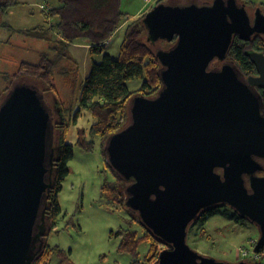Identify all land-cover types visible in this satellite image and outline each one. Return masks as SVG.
I'll return each instance as SVG.
<instances>
[{"label": "water", "instance_id": "1", "mask_svg": "<svg viewBox=\"0 0 264 264\" xmlns=\"http://www.w3.org/2000/svg\"><path fill=\"white\" fill-rule=\"evenodd\" d=\"M143 23L149 41L175 40L155 51L160 90L132 96L128 122L105 140L128 182L124 205L167 244L152 264H247L200 255L186 233L201 210L228 206L257 226L252 250L264 247V104L252 89L264 90V54L246 52L256 68L246 77L225 60L234 36L264 37V13L237 0L161 2ZM56 146L43 95L14 84L0 103V264H31L45 246Z\"/></svg>", "mask_w": 264, "mask_h": 264}, {"label": "trees", "instance_id": "2", "mask_svg": "<svg viewBox=\"0 0 264 264\" xmlns=\"http://www.w3.org/2000/svg\"><path fill=\"white\" fill-rule=\"evenodd\" d=\"M166 1L156 0L155 4ZM237 1L244 3L246 7H258L264 11V1ZM18 4V0H0V17H4L10 8ZM154 5L137 17L128 18L127 13L120 10V0H49L42 6L43 21L38 25L16 30L6 21H0V27L11 34L17 31L22 36L47 43L46 49L39 53L38 62H19L18 69L11 77L25 75L38 78V81L43 83L42 91L39 89L38 91L41 94L42 92H49L54 98H57L53 78L55 74L69 73L67 67L61 68L60 65L64 60L72 59L70 46L78 41L89 45L90 66L87 75L78 82V105L79 108L85 109L90 114L92 122L89 125L88 133L90 137L98 136L100 138L103 152L106 138L128 122L130 98L134 95L153 97L162 87L159 77L160 64L155 51L149 45L150 41L147 39L146 28L143 23L145 13ZM125 20L129 21L124 25L123 35L118 44V52L113 58L106 51L107 43ZM174 40L175 37L168 43L169 46ZM249 50L264 54V37L256 34L249 40H241L234 36L225 58L226 61L235 65L243 76L256 73L254 64L246 55ZM96 55L99 56L98 61L93 58ZM220 63V61L214 60L211 66H217ZM75 81L74 78L72 82ZM128 81H138L139 86L130 90L127 85ZM9 89L5 88L3 94ZM260 94L264 104V91ZM60 116V122L54 126L58 133L56 160L53 162L54 181L46 195L45 213L50 231L60 212L57 194L61 189V182L69 172L68 162L73 157L72 144L64 139L70 126L64 121L63 113L60 112ZM93 143L92 139L86 140L83 136L76 140V144L84 151L93 150ZM104 160L106 161L105 156ZM261 162L263 165L261 174L264 175V161ZM113 173L116 177L115 180L103 183L101 193L114 203L125 207L124 189L128 182L118 177L114 171ZM224 209H229L230 217L239 220V223L248 221L241 218L228 206H224ZM129 211L132 213V220H136V212ZM216 211L217 208L201 210L197 219L192 223L203 225L205 219L215 214ZM117 234L120 235L117 249L130 254L132 258L130 264H152L156 261L159 252L167 248V244L143 225L139 233L137 230L126 228L120 229ZM142 242H148L149 246L146 253L140 258L137 247ZM52 256L58 258L59 261L56 264H73L68 257V251L56 246H49L47 243H45L43 250L36 254L31 264H49ZM245 261L249 264H264V262L252 258Z\"/></svg>", "mask_w": 264, "mask_h": 264}, {"label": "rangeland", "instance_id": "3", "mask_svg": "<svg viewBox=\"0 0 264 264\" xmlns=\"http://www.w3.org/2000/svg\"><path fill=\"white\" fill-rule=\"evenodd\" d=\"M19 1L20 3L10 8L4 17H0V21H6L16 30L42 23V6L49 0ZM155 1L120 0V10L127 13L128 18L137 17L154 5ZM204 1L211 0H167L166 3L200 4ZM246 8L252 17L256 7ZM128 21L125 20L116 29L106 47L107 53L113 58L117 55L124 25ZM168 43L157 40L150 41L149 45L156 51L169 48ZM46 47L47 43L42 40L22 36L17 31L11 34L0 27V103L7 93L3 94L5 88H10L16 83H27L42 91L43 83L39 82L38 78L11 75L16 72L21 61L38 62L39 53ZM70 53L72 59H66L60 65L61 68L67 67L69 73L64 75L54 73L57 98L50 93L42 92L44 101L53 111V134L55 119L60 117L61 112L64 121L70 126L64 139L72 144L73 149V157L68 162L69 172L61 182V189L57 194L60 212L46 236V243L68 251V257L73 264H130L132 260L130 254L117 249L120 242V235L117 233L120 229L126 228L137 230L139 233L142 225L137 219L132 220V213L126 206L114 203L101 193L102 184L113 182L116 177L104 160L100 138L90 137L88 133L92 122L90 114L78 105V82L85 77L90 59L87 49L83 47H72ZM93 58L95 61L99 60L97 55ZM74 78L76 81L72 82ZM127 85L133 90L139 86V82L128 81ZM56 102L58 111L53 110ZM81 136L94 141L93 150L84 151L76 144V140ZM230 213L229 209H218L215 214L205 219L203 225L192 223L187 227V245L202 256L228 263L252 258L251 251L259 236L258 228L248 221L239 223V220L230 217ZM148 246V242L138 245L137 252L140 258L146 253ZM242 251H246L248 255H241ZM58 261L57 257L52 256L49 264H56Z\"/></svg>", "mask_w": 264, "mask_h": 264}, {"label": "flooded vegetation", "instance_id": "4", "mask_svg": "<svg viewBox=\"0 0 264 264\" xmlns=\"http://www.w3.org/2000/svg\"><path fill=\"white\" fill-rule=\"evenodd\" d=\"M261 10V9H260ZM253 14H254V10H253ZM212 63H213V61H212ZM211 63V64H212ZM221 64V63H220ZM220 64L219 65H217V66H211L212 68H216V67H219L220 66ZM256 74V73H255ZM255 74H253V75H255ZM243 77H246V76H243ZM244 79V78H243ZM252 89H256V91L258 92V94H260L262 91H264L263 89H260V88H252ZM47 93H49V92H47ZM260 96H261V94H260ZM54 97V96H53ZM56 101V100H55ZM46 103V102H45ZM46 106H47V108H48V110L50 111V115H51V118H52V120L54 119V116H53V111L51 110V108H50V106H48V104L46 103ZM57 110V102H56V104H55V106H53V110ZM58 111V110H57ZM60 114V113H59ZM59 117V116H58ZM58 117L55 119V124L57 125V123H59L60 122V120H61V116L59 117L60 119H58ZM56 125H54V126H56ZM53 131H54V128H53ZM57 136H58V133H57V130H56V128H55V134H54V138H57ZM222 208H224V206L223 207H220V208H217V210L218 209H222ZM216 209V208H215ZM212 210V209H211Z\"/></svg>", "mask_w": 264, "mask_h": 264}, {"label": "built area", "instance_id": "5", "mask_svg": "<svg viewBox=\"0 0 264 264\" xmlns=\"http://www.w3.org/2000/svg\"><path fill=\"white\" fill-rule=\"evenodd\" d=\"M252 252V259L256 260V261H262L264 262V248L260 251V252H254L253 250ZM241 255H248V253L246 251H242Z\"/></svg>", "mask_w": 264, "mask_h": 264}, {"label": "crops", "instance_id": "6", "mask_svg": "<svg viewBox=\"0 0 264 264\" xmlns=\"http://www.w3.org/2000/svg\"><path fill=\"white\" fill-rule=\"evenodd\" d=\"M19 1V0H18ZM19 3H20V1H19ZM111 39V38H110ZM5 41V40H4ZM4 41H1L2 43L4 42ZM109 42H110V40H109ZM108 42V43H109ZM107 43V44H108ZM72 47L74 48V47H83V48H86L87 49V53H88V47H89V45H87V44H85L84 42H82V43H79V42H76V43H73L71 46H70V48L72 49ZM107 50V49H106ZM90 62V61H89ZM88 71H89V68H88ZM88 71H87V73H88ZM87 73H86V75H87ZM85 75V76H86Z\"/></svg>", "mask_w": 264, "mask_h": 264}, {"label": "bare ground", "instance_id": "7", "mask_svg": "<svg viewBox=\"0 0 264 264\" xmlns=\"http://www.w3.org/2000/svg\"><path fill=\"white\" fill-rule=\"evenodd\" d=\"M264 248V247H263Z\"/></svg>", "mask_w": 264, "mask_h": 264}]
</instances>
